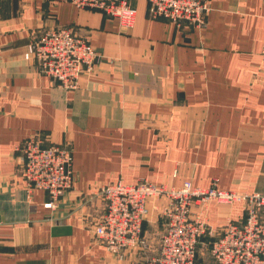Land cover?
Wrapping results in <instances>:
<instances>
[{"label": "crops", "instance_id": "1", "mask_svg": "<svg viewBox=\"0 0 264 264\" xmlns=\"http://www.w3.org/2000/svg\"><path fill=\"white\" fill-rule=\"evenodd\" d=\"M123 30L99 11L65 0H0V264H139L157 254L154 217L148 250L122 259L91 227L104 209L92 195L105 183L146 181L178 188L264 193V0H212L202 28L147 17L146 0ZM69 27L98 58L67 91L38 71L28 46ZM38 135L72 150L74 176L53 209L43 191L27 197L17 149ZM243 205L211 203L218 229ZM199 258H208L199 248Z\"/></svg>", "mask_w": 264, "mask_h": 264}, {"label": "built area", "instance_id": "2", "mask_svg": "<svg viewBox=\"0 0 264 264\" xmlns=\"http://www.w3.org/2000/svg\"><path fill=\"white\" fill-rule=\"evenodd\" d=\"M65 1L116 19L123 30L130 29L135 20L130 0ZM211 1L146 0V13L150 19H163L179 29H199L206 23ZM28 51L38 71L67 91L78 87L81 75L92 71L98 58L88 39L69 27L44 31ZM261 56L264 58V41ZM17 151L21 159L17 170L25 181L28 199L33 191H43L48 197L44 207L55 208L74 182L72 150L33 135ZM92 195L104 203L103 212L91 227L93 237L118 259L148 250L142 226L154 217L163 225L157 254L139 264H264V193L219 190L216 181L205 188L194 187L190 181L178 188L142 181L131 185L105 183ZM211 203H240L244 218H227L220 228L211 229L207 223ZM204 238L210 240L209 256L200 260L198 246Z\"/></svg>", "mask_w": 264, "mask_h": 264}, {"label": "rangeland", "instance_id": "3", "mask_svg": "<svg viewBox=\"0 0 264 264\" xmlns=\"http://www.w3.org/2000/svg\"><path fill=\"white\" fill-rule=\"evenodd\" d=\"M37 136H38V135H37ZM58 145H59V144H58ZM60 146H64V145H60ZM67 147H69V146H67ZM69 148H70V147H69ZM201 246L207 248V254H208V256H209L210 240L205 239V238H204L203 240H201L200 245L198 246V253H199V248H200ZM207 259H208V258H207Z\"/></svg>", "mask_w": 264, "mask_h": 264}]
</instances>
